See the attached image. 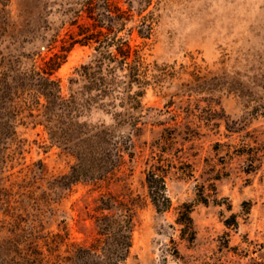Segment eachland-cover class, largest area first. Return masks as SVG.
I'll return each instance as SVG.
<instances>
[{
  "label": "rangeland",
  "instance_id": "374dc122",
  "mask_svg": "<svg viewBox=\"0 0 264 264\" xmlns=\"http://www.w3.org/2000/svg\"><path fill=\"white\" fill-rule=\"evenodd\" d=\"M0 264H264V0H0Z\"/></svg>",
  "mask_w": 264,
  "mask_h": 264
},
{
  "label": "trees",
  "instance_id": "16d2710c",
  "mask_svg": "<svg viewBox=\"0 0 264 264\" xmlns=\"http://www.w3.org/2000/svg\"><path fill=\"white\" fill-rule=\"evenodd\" d=\"M114 6L112 2L108 3V8L112 9ZM111 11V10H110ZM58 46L57 44H51L49 50L52 51L51 55H39V57L36 59L34 63V72L39 76V78L43 82H52L55 83L56 88L60 89V83L59 81H54L52 77L55 75V73L61 68V66L66 62L67 59V52L68 47L61 46L62 49L58 51H54ZM118 52L121 56L128 59L131 58L133 54L134 47L129 44L125 43L121 47L118 48ZM163 186L165 187V181L162 180ZM189 221H191V217L188 216Z\"/></svg>",
  "mask_w": 264,
  "mask_h": 264
}]
</instances>
